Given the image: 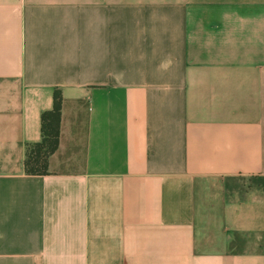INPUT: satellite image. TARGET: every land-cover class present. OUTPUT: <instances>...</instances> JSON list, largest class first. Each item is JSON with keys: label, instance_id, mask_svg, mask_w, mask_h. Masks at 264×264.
<instances>
[{"label": "crops", "instance_id": "obj_1", "mask_svg": "<svg viewBox=\"0 0 264 264\" xmlns=\"http://www.w3.org/2000/svg\"><path fill=\"white\" fill-rule=\"evenodd\" d=\"M0 264H264V0H0Z\"/></svg>", "mask_w": 264, "mask_h": 264}, {"label": "trees", "instance_id": "obj_2", "mask_svg": "<svg viewBox=\"0 0 264 264\" xmlns=\"http://www.w3.org/2000/svg\"><path fill=\"white\" fill-rule=\"evenodd\" d=\"M63 94L56 89L53 106L42 113L41 139L25 146L24 170L27 174L44 175L49 173L50 155L58 148L60 141V120Z\"/></svg>", "mask_w": 264, "mask_h": 264}]
</instances>
